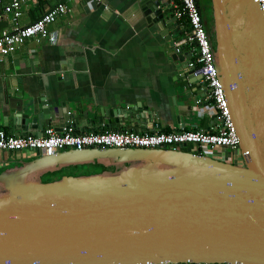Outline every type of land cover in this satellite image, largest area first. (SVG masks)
Instances as JSON below:
<instances>
[{"label":"water","instance_id":"95a60500","mask_svg":"<svg viewBox=\"0 0 264 264\" xmlns=\"http://www.w3.org/2000/svg\"><path fill=\"white\" fill-rule=\"evenodd\" d=\"M210 1L207 35L242 164L186 152L187 145L36 153L0 174V264H264V16L255 0ZM168 5L140 2L185 73L192 55L180 49L177 24L168 27L175 20L163 10ZM11 96L0 98V123L16 135L39 136L45 127L76 133L86 119L91 127L119 128L110 109L100 108L94 121L81 104ZM138 107L127 111L136 113L133 123L153 119ZM176 121L184 129L177 112ZM91 164L105 170L41 181Z\"/></svg>","mask_w":264,"mask_h":264},{"label":"crops","instance_id":"0c3cea01","mask_svg":"<svg viewBox=\"0 0 264 264\" xmlns=\"http://www.w3.org/2000/svg\"><path fill=\"white\" fill-rule=\"evenodd\" d=\"M141 1L102 0L99 5H91L83 0H23L19 27L31 24L59 3H64L70 12L49 27L57 34L55 44L30 39L0 61V98L12 95L34 101L44 99L50 104L65 102L71 107L81 104L82 111L88 112L87 118L94 121L100 108L110 109L119 122L117 131L130 127L135 133L177 131L180 124L176 112L183 119L184 130L215 127L212 117H201L195 111L196 101L207 103L204 83H189L193 78L191 71L184 73L173 62L172 49L160 37L157 27H149L143 17ZM7 5L8 0H4L0 13ZM164 9H169L170 17H174L170 4ZM176 24L179 33L185 31L176 20L168 27ZM12 28L11 14L6 13L0 19V34L11 32ZM180 49L186 52L189 46ZM137 105L138 113L147 116V109L153 119L133 123L136 113L130 117L127 111ZM194 111L198 119L193 116ZM109 120L113 123L112 118ZM86 121L76 128V133L104 129L97 124L91 127ZM0 129L14 134L3 123ZM32 158L34 155L27 152L0 153V174Z\"/></svg>","mask_w":264,"mask_h":264},{"label":"built area","instance_id":"2783aa9c","mask_svg":"<svg viewBox=\"0 0 264 264\" xmlns=\"http://www.w3.org/2000/svg\"><path fill=\"white\" fill-rule=\"evenodd\" d=\"M23 0H8L5 11L0 13V19L6 13L11 14L13 28L11 32L3 31L0 34V61L14 53L28 40L36 42L47 41L55 44L57 34L49 30L57 18L70 12L64 3H59L55 8L42 15L29 25L19 27L18 19L22 15L21 5ZM169 0L174 11V19L183 17L188 21L189 30L184 31V45L189 46L192 55L188 62L191 76L204 83L207 91V103L198 100L194 103L195 111L199 116L207 115L215 121V127L198 130L179 129L172 132L154 131L150 133H135L127 131L102 130L100 132L75 133L72 128L56 132L48 127L39 136L6 133L0 129V153H36L44 152L46 156L67 150L82 151L85 149H168L180 150L182 145H193L206 155L223 162H241L242 156L238 152L239 141L236 131L230 120L228 107L221 88L215 66L213 52L195 0ZM264 16V0H255ZM4 0H0V5ZM92 4H101L102 0H89ZM107 9V6L104 7ZM3 14V15H2ZM181 26H183L181 24ZM184 27V26H183ZM179 51V49L177 50ZM222 149L232 152V160H221L216 156ZM238 165H240L238 163ZM158 264H207V263H158Z\"/></svg>","mask_w":264,"mask_h":264},{"label":"trees","instance_id":"16d2710c","mask_svg":"<svg viewBox=\"0 0 264 264\" xmlns=\"http://www.w3.org/2000/svg\"><path fill=\"white\" fill-rule=\"evenodd\" d=\"M201 0H195L196 6L198 7L200 16H201V22L205 28V31L207 34L211 33V28H212V16H211V1L210 0H204V4H200ZM178 3L179 1L176 0ZM206 4V5H205ZM207 9V10H206ZM178 25H183L184 29L186 32L189 30V24L188 21L183 17L180 20H176ZM211 21V24H210ZM185 32H182L181 34L183 35ZM209 39V38H208ZM210 46H211V41L209 39ZM212 50V49H211ZM186 130V129H185ZM163 132H168V131H163ZM186 152H191L189 146L184 149ZM103 170H105L104 167L100 165H80V166H75V167H66L62 168L55 173H47L41 177V181L44 183L52 182L55 180H59L61 177L65 175H72V176H84V175H91V174H96L100 173Z\"/></svg>","mask_w":264,"mask_h":264},{"label":"rangeland","instance_id":"374dc122","mask_svg":"<svg viewBox=\"0 0 264 264\" xmlns=\"http://www.w3.org/2000/svg\"><path fill=\"white\" fill-rule=\"evenodd\" d=\"M205 3V1L204 0H201L200 1V4L202 5V4H204ZM206 5V4H205ZM171 8H172V6H171ZM207 10V9H206ZM210 24H211V21H210ZM181 31H183L182 29H181ZM179 37H181V38H184L185 36H184V34L182 35L181 34V32H180V36ZM193 116L194 117H196L197 119H198V117H197V115H195L196 114V112L194 111L193 112ZM190 119V117L188 116L187 117V121H186V124H188L189 122H188V120ZM189 148H190V150L191 151H194L193 149V145H189ZM191 148H193V149H191ZM195 152V151H194ZM217 153H219L220 155H217L216 154V156L217 157H219L221 160H231V161H233L232 160V158H231V156H232V152L230 151V150H227V149H222V150H220V151H218ZM202 154H204V152H202ZM235 163L236 164H241V162H239V161H237V160H235Z\"/></svg>","mask_w":264,"mask_h":264}]
</instances>
